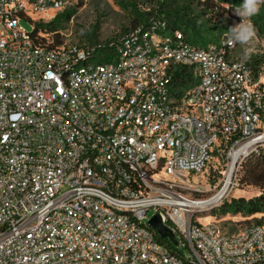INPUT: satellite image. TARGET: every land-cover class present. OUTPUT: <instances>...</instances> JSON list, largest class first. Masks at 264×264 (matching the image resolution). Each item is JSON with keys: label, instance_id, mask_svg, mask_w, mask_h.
Returning a JSON list of instances; mask_svg holds the SVG:
<instances>
[{"label": "built area", "instance_id": "obj_1", "mask_svg": "<svg viewBox=\"0 0 264 264\" xmlns=\"http://www.w3.org/2000/svg\"><path fill=\"white\" fill-rule=\"evenodd\" d=\"M69 1L0 0V264H264V222L225 232L182 191L206 192L186 181L215 160L219 187L232 177L220 201L238 186L239 164L264 147V73L227 36L198 46L159 21L123 36L110 63L20 25ZM151 211L183 257L158 241Z\"/></svg>", "mask_w": 264, "mask_h": 264}, {"label": "trees", "instance_id": "obj_2", "mask_svg": "<svg viewBox=\"0 0 264 264\" xmlns=\"http://www.w3.org/2000/svg\"><path fill=\"white\" fill-rule=\"evenodd\" d=\"M242 3L243 0H157L155 7L149 11H142L137 6H133L135 24L132 30L124 34L127 35L137 29H148L159 21L163 26H156L158 32L180 31L189 42L198 46H205L210 43L217 44L227 36L231 25L225 24L227 22L231 24L232 18L237 17L234 10L240 7ZM73 15L74 10L65 9L56 14L50 22L32 24L33 31L29 33L38 44L44 47L57 48L65 44L60 36L61 30ZM216 19H219L217 24L220 25L214 24ZM251 22L255 29L264 36V8H261L257 15L251 17ZM98 31L99 25L84 30L82 37L87 44L77 46L91 49L90 57L94 60L100 63H110L117 59V47L121 38L119 41L100 43ZM247 61L256 76L260 72L264 73V52L251 56ZM181 76L182 72L176 71L175 81L181 79L182 81L179 83H184ZM205 171L208 177L207 181L213 184L217 183L219 178L223 176V172L214 171L211 166H207ZM237 171L242 174V184L264 190V147L249 154L239 164ZM217 213L232 216L241 215L246 218L261 216L260 219H254V222L251 223L261 224L264 222V191L258 196L248 199L232 197L229 200H224L218 207ZM156 237L160 243L167 246L171 252L176 253L179 257H183L188 251L186 244H181L180 247L175 248L159 236L156 235Z\"/></svg>", "mask_w": 264, "mask_h": 264}, {"label": "rangeland", "instance_id": "obj_3", "mask_svg": "<svg viewBox=\"0 0 264 264\" xmlns=\"http://www.w3.org/2000/svg\"><path fill=\"white\" fill-rule=\"evenodd\" d=\"M157 0H70L67 9L74 10V15L72 18L66 22L61 30V39L68 45H84L87 42L82 37L84 30L89 29L92 26L99 25L98 37L100 43H105L108 41H119L127 31L133 29L135 24V16L133 11V6H137L142 11L152 10L156 5ZM264 8V6H261ZM60 12L49 10L47 13H43L41 16L46 20H51L56 14ZM36 21H43L40 18H35ZM45 20V21H46ZM47 21V22H49ZM219 19L214 21L215 25ZM20 25L23 29L28 32L33 31V25L30 21L25 18L20 20ZM225 25H231L227 22ZM256 30V29H255ZM264 36L256 30V36L247 45H241L236 43L235 51L233 53V58L240 60L250 59L253 55H258L264 52ZM245 49L248 50V56L245 58L243 54ZM210 166H215L220 169L218 161H213ZM206 172V171H205ZM203 172L201 175L191 177L187 179V183L191 184L194 179L200 185L204 186L207 191L204 193H191L189 187H184V195L186 197L192 198V200H207L217 193L219 190L220 182L223 176L219 178L217 183L213 184L207 181L208 177L206 173ZM208 173V170H207ZM242 174L235 173L233 180L238 183L232 189L228 200L232 197H245L252 198L258 196L264 190L255 187L247 186L241 183ZM223 201H219L216 204L211 205L213 208L207 207L203 212L197 214L200 221H214L217 222L225 232L235 233L244 227L250 225L254 222V219H260L261 216L254 218H246L241 215H223L217 213L218 207ZM152 211L150 214L152 215Z\"/></svg>", "mask_w": 264, "mask_h": 264}, {"label": "clouds", "instance_id": "obj_4", "mask_svg": "<svg viewBox=\"0 0 264 264\" xmlns=\"http://www.w3.org/2000/svg\"><path fill=\"white\" fill-rule=\"evenodd\" d=\"M261 6H264V0H243L240 7L234 10V14L242 18V22L234 26H230L226 42L229 45L239 43L247 45L256 36V30L251 23V17L257 15ZM245 58L248 56V50L245 49Z\"/></svg>", "mask_w": 264, "mask_h": 264}, {"label": "water", "instance_id": "obj_5", "mask_svg": "<svg viewBox=\"0 0 264 264\" xmlns=\"http://www.w3.org/2000/svg\"><path fill=\"white\" fill-rule=\"evenodd\" d=\"M149 227L156 233L159 238L162 240L167 241L173 247H179V239L178 236L172 231V229L167 226L159 213H155L151 216L150 220L148 221Z\"/></svg>", "mask_w": 264, "mask_h": 264}, {"label": "bare ground", "instance_id": "obj_6", "mask_svg": "<svg viewBox=\"0 0 264 264\" xmlns=\"http://www.w3.org/2000/svg\"><path fill=\"white\" fill-rule=\"evenodd\" d=\"M237 156H238V154L236 153L234 155V159H236ZM231 178L232 177H231V173H230V174H228V177L225 179L223 186L220 187L218 192L216 194H214L212 197L208 198L207 200H199L198 202L188 203L187 205H189L191 207L203 209V208H206L210 205L218 203L221 200V198L223 197V195H225V193L228 192V188L231 184Z\"/></svg>", "mask_w": 264, "mask_h": 264}]
</instances>
